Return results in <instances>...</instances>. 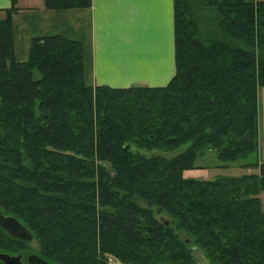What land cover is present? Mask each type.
<instances>
[{"label":"trees","instance_id":"1","mask_svg":"<svg viewBox=\"0 0 264 264\" xmlns=\"http://www.w3.org/2000/svg\"><path fill=\"white\" fill-rule=\"evenodd\" d=\"M15 2L0 11V211L28 230L36 255L184 264L194 244L212 264H264V150L248 161L258 152L264 0H173V77L123 89L86 86L81 44L59 35L32 39L16 61ZM204 151L257 173L184 179Z\"/></svg>","mask_w":264,"mask_h":264},{"label":"crops","instance_id":"2","mask_svg":"<svg viewBox=\"0 0 264 264\" xmlns=\"http://www.w3.org/2000/svg\"><path fill=\"white\" fill-rule=\"evenodd\" d=\"M10 6L0 0V11ZM15 6L18 62L27 61L32 39L59 35L81 44L86 86L164 87L174 75L173 0H90L88 8L60 10L45 9L43 0H16ZM208 173L186 170L183 177L208 180Z\"/></svg>","mask_w":264,"mask_h":264},{"label":"rangeland","instance_id":"3","mask_svg":"<svg viewBox=\"0 0 264 264\" xmlns=\"http://www.w3.org/2000/svg\"><path fill=\"white\" fill-rule=\"evenodd\" d=\"M0 18H3V15L0 13ZM256 111H257V131H258V152L257 155L249 158L248 161L251 162H259L262 160L263 150H264V87L257 86L256 87ZM180 151V150H179ZM162 153L158 151V154L165 157H172L173 155L179 153ZM246 163V161H233V162H220L216 159V156L211 151H204L200 156L197 157L194 162V168L190 170H204L207 169L209 171L208 180L213 181L220 177H240L245 174H253L257 173V170H248L245 168H241L240 165ZM186 171V170H185ZM182 172V177H183ZM186 174V173H185ZM191 178H196L199 175H189ZM184 179H189L185 178ZM257 198L260 202V209L264 212V192L260 191L257 194ZM38 244L35 239L32 238L31 242L26 244H20L18 242L10 240L6 235L0 233V253H5L11 256H22V264L26 263V257L29 254H36L38 249ZM190 248V256L191 261L185 262L184 264H212L205 256L203 251L194 244H190L188 246ZM160 264H179L178 261L175 263L172 261H158ZM105 264H123L118 259L113 256L107 255L105 257Z\"/></svg>","mask_w":264,"mask_h":264},{"label":"water","instance_id":"4","mask_svg":"<svg viewBox=\"0 0 264 264\" xmlns=\"http://www.w3.org/2000/svg\"><path fill=\"white\" fill-rule=\"evenodd\" d=\"M159 219L166 225L165 218L159 217ZM0 229L4 231L10 237L19 240L21 242L29 243L32 240L31 234L28 230L14 217L6 216L0 211ZM187 241V240H186ZM0 262L2 264H22L20 256H11L8 254L0 253ZM27 264H51L40 258L38 255L32 253L26 258Z\"/></svg>","mask_w":264,"mask_h":264},{"label":"flooded vegetation","instance_id":"5","mask_svg":"<svg viewBox=\"0 0 264 264\" xmlns=\"http://www.w3.org/2000/svg\"><path fill=\"white\" fill-rule=\"evenodd\" d=\"M5 254V253H4ZM17 256H20V258H21V262H22V256L21 255H17ZM27 258V257H26ZM0 264H2L1 262H0Z\"/></svg>","mask_w":264,"mask_h":264}]
</instances>
